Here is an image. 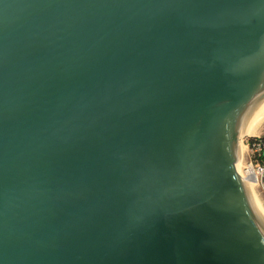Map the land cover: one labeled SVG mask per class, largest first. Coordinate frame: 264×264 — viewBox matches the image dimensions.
Listing matches in <instances>:
<instances>
[{"label":"water","instance_id":"95a60500","mask_svg":"<svg viewBox=\"0 0 264 264\" xmlns=\"http://www.w3.org/2000/svg\"><path fill=\"white\" fill-rule=\"evenodd\" d=\"M263 122L264 0H0V264H264Z\"/></svg>","mask_w":264,"mask_h":264},{"label":"built area","instance_id":"2783aa9c","mask_svg":"<svg viewBox=\"0 0 264 264\" xmlns=\"http://www.w3.org/2000/svg\"><path fill=\"white\" fill-rule=\"evenodd\" d=\"M247 139L248 150L251 153L250 166L256 177L257 186L261 187L264 191V134L261 136L253 137V141Z\"/></svg>","mask_w":264,"mask_h":264},{"label":"bare ground","instance_id":"6f19581e","mask_svg":"<svg viewBox=\"0 0 264 264\" xmlns=\"http://www.w3.org/2000/svg\"><path fill=\"white\" fill-rule=\"evenodd\" d=\"M264 124V122H263ZM262 124V125H263ZM261 132V129L253 134V135H245L243 137H240V140H239V144H240V148H241V161L239 163V166L234 168V171L236 173V175L242 180V182L244 183L245 187L247 188V190L249 191V193L251 194L252 198L254 199V201L257 203V205L259 206L260 210H261V206L259 204V201H258V198H257V195H256V191H255V188L257 186V177L253 171V169L249 166L248 167V171L246 173V175L244 174L243 175V158H244V154L246 152V148L245 146L243 145V140L244 139H247V138H253V137H257L259 136L258 134ZM262 212V211H261ZM262 215L264 217V213L262 212Z\"/></svg>","mask_w":264,"mask_h":264},{"label":"rangeland","instance_id":"374dc122","mask_svg":"<svg viewBox=\"0 0 264 264\" xmlns=\"http://www.w3.org/2000/svg\"><path fill=\"white\" fill-rule=\"evenodd\" d=\"M263 134H264V124L262 125L261 132L258 135L261 136ZM247 139L243 140V143H244L243 145L246 148V152H245L244 158H243V165H244L243 166L244 169H242L243 170V175L244 174L246 175V173L248 171V167H249L248 165L251 162V153L248 150ZM255 191H256V195H257L259 204L261 206V211L264 213V191L262 190L261 187H258V186H256Z\"/></svg>","mask_w":264,"mask_h":264},{"label":"trees","instance_id":"16d2710c","mask_svg":"<svg viewBox=\"0 0 264 264\" xmlns=\"http://www.w3.org/2000/svg\"><path fill=\"white\" fill-rule=\"evenodd\" d=\"M250 141H253V139L251 138V139H249Z\"/></svg>","mask_w":264,"mask_h":264}]
</instances>
